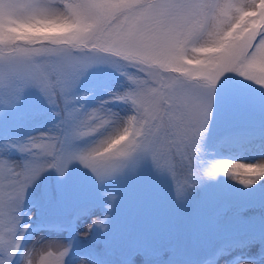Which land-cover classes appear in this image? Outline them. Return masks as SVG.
I'll return each instance as SVG.
<instances>
[{
  "label": "snow or ice",
  "instance_id": "snow-or-ice-1",
  "mask_svg": "<svg viewBox=\"0 0 264 264\" xmlns=\"http://www.w3.org/2000/svg\"><path fill=\"white\" fill-rule=\"evenodd\" d=\"M107 72L119 88L88 107L81 86ZM236 81L264 93V0H0V119L55 118L47 131L0 140V264H67L71 241L24 245V204L45 172L65 178L74 162L100 186L150 162L170 177L177 203L221 175L244 189L264 185V158H208L209 142L264 139ZM101 195L110 212L118 195ZM109 220L88 229L107 231Z\"/></svg>",
  "mask_w": 264,
  "mask_h": 264
},
{
  "label": "rangeland",
  "instance_id": "rangeland-1",
  "mask_svg": "<svg viewBox=\"0 0 264 264\" xmlns=\"http://www.w3.org/2000/svg\"><path fill=\"white\" fill-rule=\"evenodd\" d=\"M121 77L105 73L99 80L86 82L81 93L91 92L88 107L108 98V91L119 88ZM239 89L254 105L246 119L259 129L264 126V93L253 86ZM115 110L124 106L110 104ZM55 118L46 111L34 118L16 121L0 119V140L25 137L47 131ZM264 139L246 146H217L209 142L208 158L254 161L264 158ZM10 160L22 159L16 151ZM118 195L114 207H106L101 195ZM24 245L31 246L39 237L72 242L67 264H81L82 258L96 264H234L237 256L264 264V185L244 189L226 176L205 181L193 189L186 201L177 203L172 181L157 174L147 162L135 175L97 184L93 175L78 162L69 167L65 178L54 170L45 172L28 190L24 204ZM110 215L109 227L92 230L88 225L96 217ZM31 216V219H27ZM223 249L224 255L217 257ZM137 252L134 260L129 257Z\"/></svg>",
  "mask_w": 264,
  "mask_h": 264
},
{
  "label": "bare ground",
  "instance_id": "bare-ground-1",
  "mask_svg": "<svg viewBox=\"0 0 264 264\" xmlns=\"http://www.w3.org/2000/svg\"><path fill=\"white\" fill-rule=\"evenodd\" d=\"M262 145H264V142L262 143Z\"/></svg>",
  "mask_w": 264,
  "mask_h": 264
}]
</instances>
